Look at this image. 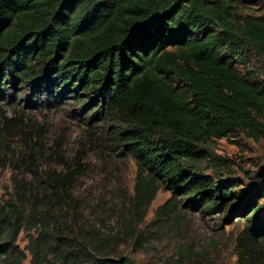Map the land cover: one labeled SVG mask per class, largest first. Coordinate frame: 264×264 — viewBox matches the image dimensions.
Returning <instances> with one entry per match:
<instances>
[{
	"label": "trees",
	"instance_id": "trees-1",
	"mask_svg": "<svg viewBox=\"0 0 264 264\" xmlns=\"http://www.w3.org/2000/svg\"><path fill=\"white\" fill-rule=\"evenodd\" d=\"M239 4L0 0V99L70 108L103 149L134 161L138 186L241 222L239 260L248 264V245L264 240V165L245 186L205 152L212 140H264V14L242 18ZM71 181L45 174L42 183L57 194ZM32 195L28 206L0 204V264H132Z\"/></svg>",
	"mask_w": 264,
	"mask_h": 264
},
{
	"label": "rangeland",
	"instance_id": "rangeland-1",
	"mask_svg": "<svg viewBox=\"0 0 264 264\" xmlns=\"http://www.w3.org/2000/svg\"><path fill=\"white\" fill-rule=\"evenodd\" d=\"M238 10L242 18L263 15L264 0H240ZM257 66L264 68V58ZM29 104L0 99V204L12 198L28 206L33 192L40 210L45 205L82 236L99 232L108 238L111 259L122 257L132 264H242L241 222L225 225L221 216L183 208L159 185L138 186L134 161L103 149L97 132L75 119L70 108ZM205 152L212 162L227 166L226 176L245 186L264 165L263 139L212 140ZM60 173L71 174L72 181L64 192L51 194L43 187V177ZM18 245H26L23 234ZM248 247V264H261L264 240Z\"/></svg>",
	"mask_w": 264,
	"mask_h": 264
}]
</instances>
